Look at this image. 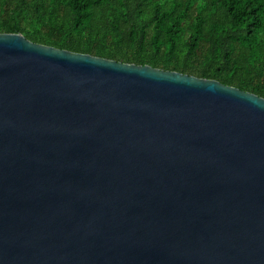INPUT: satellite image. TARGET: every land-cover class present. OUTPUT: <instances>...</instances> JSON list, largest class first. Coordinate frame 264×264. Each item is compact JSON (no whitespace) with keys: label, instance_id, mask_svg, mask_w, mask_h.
I'll return each mask as SVG.
<instances>
[{"label":"water","instance_id":"1","mask_svg":"<svg viewBox=\"0 0 264 264\" xmlns=\"http://www.w3.org/2000/svg\"><path fill=\"white\" fill-rule=\"evenodd\" d=\"M0 264H264V99L1 34Z\"/></svg>","mask_w":264,"mask_h":264},{"label":"trees","instance_id":"2","mask_svg":"<svg viewBox=\"0 0 264 264\" xmlns=\"http://www.w3.org/2000/svg\"><path fill=\"white\" fill-rule=\"evenodd\" d=\"M264 99V0H0V35Z\"/></svg>","mask_w":264,"mask_h":264}]
</instances>
